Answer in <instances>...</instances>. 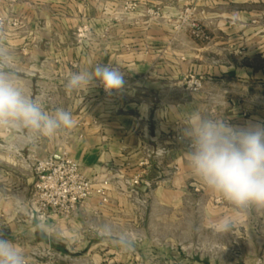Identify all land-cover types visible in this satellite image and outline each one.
<instances>
[{
    "label": "crops",
    "instance_id": "crops-1",
    "mask_svg": "<svg viewBox=\"0 0 264 264\" xmlns=\"http://www.w3.org/2000/svg\"><path fill=\"white\" fill-rule=\"evenodd\" d=\"M128 2L137 4L135 12H123ZM251 5L264 6V0H0V47L15 56L23 87L46 110L63 108L76 121L71 130L33 142L0 132V234L24 254L49 249L57 256L50 264H128L118 255V242L87 237L98 232L101 217L113 219L126 210V201L135 203L128 183L142 170L144 150L164 146L166 134L183 136V123L197 107L233 126L264 124V34L249 24L256 17ZM189 7L209 34L205 45L172 29L179 12ZM149 8L158 9L159 17L144 15ZM231 13L243 16L234 17L240 26L226 22ZM82 27L88 40L77 38ZM94 63L118 67L124 88L109 94L97 84L86 93L66 92L69 74ZM188 74L203 78L199 93L182 86ZM61 146L93 189L110 182L108 203L91 199L73 219L40 227L25 216L34 176L23 173L8 153L58 158ZM167 147L165 156L144 169L139 194L158 205L199 202L213 221L245 215L192 175L184 143ZM36 229L51 244L37 241ZM74 237L79 239H69ZM70 249L83 250L82 256H65ZM103 249H109V257L97 251ZM25 258L27 264H39Z\"/></svg>",
    "mask_w": 264,
    "mask_h": 264
},
{
    "label": "clouds",
    "instance_id": "clouds-1",
    "mask_svg": "<svg viewBox=\"0 0 264 264\" xmlns=\"http://www.w3.org/2000/svg\"><path fill=\"white\" fill-rule=\"evenodd\" d=\"M15 63L10 50L0 47V132L33 142L73 129L76 121L70 111L63 108L48 111L26 91ZM97 84L111 94L122 90L125 80L118 67L94 63L71 72L65 90L81 94ZM183 137L188 145L184 152L187 165L209 192L235 209H264V124L233 126L197 107L183 123ZM233 227V219L227 216L212 224L218 233H226ZM0 264H27L23 251L3 234H0Z\"/></svg>",
    "mask_w": 264,
    "mask_h": 264
},
{
    "label": "rangeland",
    "instance_id": "rangeland-1",
    "mask_svg": "<svg viewBox=\"0 0 264 264\" xmlns=\"http://www.w3.org/2000/svg\"><path fill=\"white\" fill-rule=\"evenodd\" d=\"M249 7L254 8L252 14L256 16L255 22L249 24L264 34V6ZM185 10L190 12L188 17L198 22L206 31L196 19L193 8L182 9L178 16L181 15L183 19ZM237 16L241 18L242 15L229 14L228 17L231 19L226 22L232 27L240 26V22L234 19ZM177 17L173 22V31L184 32L189 36L182 20L181 29L175 30ZM81 29H84L88 40L89 31L86 27ZM206 33L208 40L205 42L194 41L190 36L189 38L205 45L210 39L207 31ZM233 52L237 54L236 50ZM261 95L264 97V92ZM22 155H26L25 151H22ZM21 170L33 176L28 170L23 168ZM125 208L123 213L113 219L107 216L96 220L99 227L98 232L94 234L96 237L87 238L118 242L120 245V249H117L118 255L127 258L128 264H264V209L253 207L243 210L245 215L240 220H233L234 227L230 231L218 233L212 228L215 221L207 215L206 208L199 202L196 204L185 200L175 205H158L147 200L146 205L140 207L134 202L126 201ZM26 237L27 234L23 233V240H27ZM50 239L56 243L61 240L59 237ZM69 239L78 240L79 237ZM25 251L26 257L35 258L39 264L43 262L50 264L53 262L51 259L57 258L52 251L48 256L46 251L40 248ZM97 251L109 257V249ZM82 253L83 250L70 249L65 256L79 257ZM58 264L63 263L61 261Z\"/></svg>",
    "mask_w": 264,
    "mask_h": 264
},
{
    "label": "built area",
    "instance_id": "built-area-1",
    "mask_svg": "<svg viewBox=\"0 0 264 264\" xmlns=\"http://www.w3.org/2000/svg\"><path fill=\"white\" fill-rule=\"evenodd\" d=\"M137 4L128 2L123 4L124 13H133L137 10ZM189 11L185 10V16H178L175 21L177 26L175 30L181 29V20L188 29L189 36L197 42H205L208 36L204 28L194 19H190ZM144 15L150 18H158V9L149 8L144 11ZM13 26H17L15 21ZM77 38L86 39L84 29L78 30ZM203 78L198 75L188 74L182 80V86L189 93H199L203 89ZM103 89V88H102ZM105 92V90L103 89ZM165 145H158L153 149L144 150V157L139 163L142 170L129 181V194L133 197L135 204L142 207L146 205L147 199L139 194L138 189L141 186L143 176L150 161L153 158H162L168 153V145L172 143H184L187 148L185 138L180 134H166ZM0 150H4L0 146ZM58 158L53 155L40 159L36 157L35 152L31 151L23 156L22 151L8 153L16 159V164L23 169L28 170L34 176L32 194L27 202L26 219L35 222L40 227H47L48 223L64 222L73 219L82 206H85L91 199H97L101 205L108 203L107 190L110 186L108 180L102 182L100 186L94 188L90 182L79 171L78 165L69 158L64 147L58 148ZM177 172V168H173ZM218 202V201H217ZM46 255L50 256L49 249L45 250ZM27 262V261H26Z\"/></svg>",
    "mask_w": 264,
    "mask_h": 264
},
{
    "label": "trees",
    "instance_id": "trees-1",
    "mask_svg": "<svg viewBox=\"0 0 264 264\" xmlns=\"http://www.w3.org/2000/svg\"><path fill=\"white\" fill-rule=\"evenodd\" d=\"M35 236L37 241L51 244V241L38 229L35 231Z\"/></svg>",
    "mask_w": 264,
    "mask_h": 264
}]
</instances>
